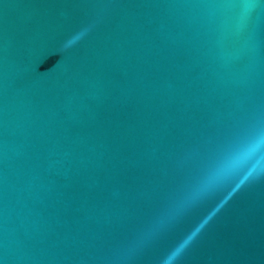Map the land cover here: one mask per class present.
Returning <instances> with one entry per match:
<instances>
[{
	"label": "water",
	"instance_id": "95a60500",
	"mask_svg": "<svg viewBox=\"0 0 264 264\" xmlns=\"http://www.w3.org/2000/svg\"><path fill=\"white\" fill-rule=\"evenodd\" d=\"M0 264H264V0H0Z\"/></svg>",
	"mask_w": 264,
	"mask_h": 264
}]
</instances>
